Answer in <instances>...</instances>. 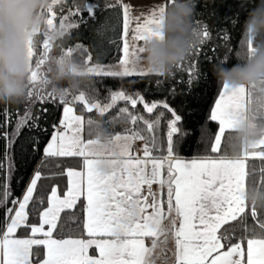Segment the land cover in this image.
<instances>
[{
    "label": "snow or ice",
    "instance_id": "snow-or-ice-1",
    "mask_svg": "<svg viewBox=\"0 0 264 264\" xmlns=\"http://www.w3.org/2000/svg\"><path fill=\"white\" fill-rule=\"evenodd\" d=\"M62 3L63 0H51L49 7L42 12L46 17L44 32L55 27L54 7ZM142 5L148 6L144 0ZM122 7L125 39L118 68L105 69L95 63L89 66L92 56L88 55L81 65L87 75L143 78L153 73L141 65V54L144 45L160 35L157 29L162 22L166 5L152 8L143 23L139 22V17L131 15V7L128 4H123ZM85 10L89 13V18H93V6L87 5ZM67 19L68 17L62 18L59 26L63 35L67 34L69 29L78 27L77 23L66 24L64 21ZM133 20L137 21L135 28H131ZM40 32L41 29H37L27 37L26 51L29 61L27 98L33 104L39 103L41 107L35 115L31 110L25 111L11 134L7 131L0 133V138L6 139L5 157L9 161L11 157L8 156V150L24 128H27L29 133L35 131L42 135L47 132V129L41 128L40 120L43 113L50 111L44 105L50 102L54 93L45 95L40 86L48 84L42 66L50 63L52 43L44 35L42 51L37 53L36 36ZM194 34L196 42L192 49L199 55V46L208 40L210 33L206 25L201 26L198 23L194 26ZM223 39L228 40L227 34ZM138 41H143V45L138 46ZM249 50L251 51V41ZM83 51L86 52L87 49ZM61 57L75 60L74 49L71 46L66 50L62 49ZM177 71L182 73L179 83L185 86V90L180 94L199 99L196 91L202 83L199 65L188 63L186 68L178 65ZM257 90L258 95L254 96ZM171 94L173 97L177 95L175 89ZM66 95L68 90L61 96V103L65 105L63 118L59 125H54L55 131L43 152L46 158L82 157V171L67 170L69 188L63 198L58 195L57 188L52 187L47 198V208L38 214V225L29 222L28 208L30 203L33 207L44 204L43 198L37 199L34 194L38 182L46 177L38 169L35 170L22 198L11 199L13 207L10 208L7 204L11 190L8 176L4 177L0 183V206L5 207L6 218L5 230L0 233V264H152L149 257L157 246L156 240L152 241V247L149 248L145 246L144 238L158 237L165 231L162 227L163 210L158 191H154L153 185H158L160 189L166 187L167 210L170 215L174 213L170 224L175 238V264H264V236L247 238L245 251L241 243H225L230 241L231 237L219 233L222 223H226L229 218L236 220L239 214L245 212L246 158L251 155L264 159V81L237 88L223 85L209 115V120L218 124L210 147L211 152L217 155L211 159L191 161H183L174 154V134L181 132L178 124L183 122V117L177 108L166 100L147 103L142 95L134 98L123 91H117L111 93L110 103L101 105L99 102L90 101L85 92L80 91L73 100L83 104L88 112L96 110L103 116L116 101L124 100L134 108L139 102L146 113L155 115V119L149 121L143 116L129 114L128 119L133 125L143 120L146 127L126 129L128 134L124 135H113L102 124L89 119L88 135L92 136L97 129H103L105 136L103 139H85V121L80 115L73 114V108L63 100ZM51 102H54V99ZM187 103L182 100L178 108L183 111L187 108ZM158 108L166 110L172 117L167 121V155L164 156L154 155L159 144L155 133L165 115L163 111L154 113ZM126 111L127 109H121V112ZM189 114L194 116L195 109H189ZM245 122L253 130L259 131L260 135L254 144L240 148L235 133ZM226 134L235 140L231 145V156L227 154L228 146L224 144ZM40 139V136L27 138L34 148L39 147ZM136 141L143 144V157L132 155ZM256 149L260 150L255 151ZM165 166L166 178L162 177L161 172ZM3 168L4 165L0 163V170ZM10 172L11 163L8 175ZM256 189L264 190V182ZM81 198L85 202L86 213L82 238H53L54 232L60 227L61 213L75 206ZM149 208L150 213L147 211ZM251 215L256 218L255 209ZM260 228L264 230V222L260 223ZM21 229L29 230L31 235L27 238H17L16 233ZM41 246L46 250L45 258L42 261L30 259L39 253ZM90 249L96 250L99 255H91Z\"/></svg>",
    "mask_w": 264,
    "mask_h": 264
},
{
    "label": "trees",
    "instance_id": "trees-1",
    "mask_svg": "<svg viewBox=\"0 0 264 264\" xmlns=\"http://www.w3.org/2000/svg\"><path fill=\"white\" fill-rule=\"evenodd\" d=\"M170 2L171 0H166V7ZM258 3L259 0H196L193 26L198 23L201 26L206 25L210 37L202 46H199V55H196V50L192 49V54H189L180 65H183L185 68L188 63H197L199 65L200 73H202V83L200 88L196 89L199 99H193L191 96L180 94L185 90V86L179 83L182 73L177 71V67H174L173 74L169 77H161L156 74H150L143 78L137 76L104 77L88 75L82 79L78 87L68 89V95L64 96L63 100L85 121L84 138H96L95 134L92 136L88 135L87 121L89 119L102 124L113 135L128 134L125 131L126 129L146 127L143 120L133 125L131 120L128 119L129 114L143 116L149 121L155 119V115L146 113L143 105L139 102L134 108L128 101L118 100L101 116L96 110L92 112L86 111L83 104L73 100L75 95L83 91L90 101L106 105L111 102V93L123 91L134 98L137 95H142L147 103L166 100L171 106L177 108V111L183 117V122L178 124L181 132L174 134V154L180 159L190 161L195 159H211L216 156L217 154L212 153L210 147L214 135L218 130V124L210 121L209 115L210 109L213 107L214 101L218 98L223 86L217 82L214 74V65L226 60L227 63L223 66L230 67L237 62L236 53L240 50L241 40L243 39L242 25L249 11L255 8ZM87 5L93 6V18H89V13L85 10ZM122 5V2L117 0H63L62 4L56 5L54 7L55 16L53 18L55 27L60 26L61 20L64 17H68L64 21L66 24L77 23L78 27L69 29L68 33L61 39L52 43L49 53L50 58L60 57L62 49L66 50L71 46L74 49L75 61L80 65H83L88 55L92 56L89 66L94 63L101 66L118 63L122 57L124 24ZM225 34L228 36L227 41L223 39ZM44 38V26H42L41 32L36 36L37 53L42 51ZM83 49H87V51L85 52ZM99 53L103 54L98 55ZM33 64H35V60ZM49 64L46 63L42 66V70ZM183 75L186 79V73ZM158 81L159 83H157ZM51 88V84L41 86V90L45 95L52 93ZM173 89L177 93L175 97L171 94ZM255 95H258V90L254 93ZM53 99L54 102H51ZM182 100L188 102L187 108L183 111L178 108ZM63 106L65 105L61 103V96L54 94V97L50 98V102L44 105L50 111L43 113L40 120L41 128L47 129V132L42 135L35 131L29 133L28 129L24 128L19 138L16 139L10 150H8V156L11 157L10 161L5 157L6 139L0 138V163L4 165L3 170H0V183L3 182L4 177L7 175L11 190V197L7 207H13L10 203L11 199L22 197L35 170L38 169L46 177L38 182L37 191L34 194L37 199L42 197L44 204L40 207H33L30 203L28 208L29 222L33 225L39 224L38 214L44 208H47V198L50 195L52 187L55 186L58 195L63 196L68 189L67 170L78 171L82 169V157L46 158L44 156L43 149L49 141L51 134L55 131L54 125H59ZM40 107L39 103L33 104L28 98L17 104L0 103V133L7 131L11 134L25 111L31 110L33 115H35L39 113ZM121 109H127V111L121 112ZM189 109H195L194 116L189 114ZM161 111L165 115L155 133L159 144L154 155L158 156L167 155V121L172 118L162 108L154 110V113ZM257 119L259 120V117ZM202 130L204 135H202ZM29 136L41 137L38 148H34L28 142L27 138ZM226 136L224 144L228 146L227 154L231 156L233 154L231 145L235 143V140L230 135L226 134ZM259 150L256 149L255 151ZM9 163H11L10 175H8ZM246 173L247 189L256 188L264 182V159L260 157L249 158L246 161ZM84 206L85 203L81 198L75 206L61 213L60 227L54 232L53 238H82ZM253 209L257 213L255 219L251 215ZM5 218V207L0 206V233L5 229ZM261 222H264V207H257L247 203L245 212L239 214L236 220H230L223 224L219 229V233L231 237V240L225 243H241L242 248L246 251L247 238L264 236V230L260 228ZM30 235V231L24 229L18 230L16 233V237L18 238H25ZM84 236H86V233H84ZM90 253L95 254L93 249H90ZM43 258L44 250L42 246L38 254L30 257L34 261H42Z\"/></svg>",
    "mask_w": 264,
    "mask_h": 264
},
{
    "label": "clouds",
    "instance_id": "clouds-1",
    "mask_svg": "<svg viewBox=\"0 0 264 264\" xmlns=\"http://www.w3.org/2000/svg\"><path fill=\"white\" fill-rule=\"evenodd\" d=\"M51 0H0V103L17 104L27 99L29 61L26 40L37 29H42L46 10ZM196 0H171L165 8L157 31L160 35L150 39L143 48L141 61L153 73L161 77L173 74L174 67L185 61L196 42L193 17ZM50 43L64 35L60 27L44 32ZM237 62L223 66L226 60L214 65V74L219 84L229 88L251 86L264 81V0H259L249 11L243 25ZM251 41V51L249 50ZM48 84L57 96L78 87L88 75L84 68L70 57H52L48 69ZM259 131L248 123H242L235 138L240 148H247L259 139ZM105 132L97 129L96 139H103ZM247 203L264 207V190L247 189Z\"/></svg>",
    "mask_w": 264,
    "mask_h": 264
},
{
    "label": "crops",
    "instance_id": "crops-1",
    "mask_svg": "<svg viewBox=\"0 0 264 264\" xmlns=\"http://www.w3.org/2000/svg\"><path fill=\"white\" fill-rule=\"evenodd\" d=\"M117 1L122 2V4H128L131 7V15L133 17H139L140 18L139 22H141V23H143L144 19L149 14V12H150V10L152 8L158 7L160 5H166V0H144V3L146 5H148V6H143L142 5V0H117ZM136 23H137V21L133 20L132 24H131V28H135L136 27ZM123 32H124V28H123ZM130 35H131V32H129V37H130ZM124 39H125V37L123 36V33H122V55H123V42H124ZM137 44H138V46H142L143 45V41H138ZM118 65H119V62L115 63V64L106 65V66H104V68L105 69H108V68H114L115 69V68H118ZM141 65L146 68L145 64L142 61H141ZM150 74H155V73H149L148 75H150ZM63 107H62V113H61L60 121L63 118ZM73 114L77 115L75 113L74 109H73ZM134 145H133V147H134ZM132 155L133 156L143 157V152H134L133 151ZM249 158H253V157L252 156L247 157L246 160H245V164H246V161ZM195 160H202V159H195ZM183 161H186V160H183ZM79 171H82V169L78 170V172ZM166 171H167V169H166V166H165V168L161 170L162 177H164V178H166ZM68 181H69V177H68ZM68 188H69V184H68ZM153 189H154V191H158V199H159V201L161 203V207H162V210H163V217H164L162 219V227L165 229V231L162 234H160L158 237H151V238L145 237L144 238V243H145L146 247L151 248L152 247V241L154 239L156 240L157 246L152 250V253H151L150 257H149V259L151 260L152 264H175V255H176V247H175V242H174L175 238H174L172 226L170 224V220L174 216V213L170 215L168 213V210H167V189H166V187L163 188V189H160L158 185H153ZM67 191H68V189H67ZM60 197L63 198L64 195L60 196ZM67 209H70V208H67ZM147 211L150 213L151 209L149 208ZM85 218H86V213L84 212V220H85ZM230 220L231 219L229 218L228 221H230ZM178 222L179 221L177 219V226H178ZM223 224H225V223H222L221 226ZM37 235L39 236V234H37ZM25 238H27V237H25ZM45 251L46 250H44V252ZM89 252H90V250H89ZM94 252H95V254H91V253L90 254L93 255V256H98L99 255V253L96 250H94Z\"/></svg>",
    "mask_w": 264,
    "mask_h": 264
},
{
    "label": "rangeland",
    "instance_id": "rangeland-1",
    "mask_svg": "<svg viewBox=\"0 0 264 264\" xmlns=\"http://www.w3.org/2000/svg\"><path fill=\"white\" fill-rule=\"evenodd\" d=\"M49 67H50V64H49V65H46L45 68L42 70L46 79H47L48 76H49V71H48ZM103 67H104V66H103ZM40 87H41V86H40ZM135 147H138V149H137V150H133L134 152H143V151H142V149H143V144H142L141 141H136V142H135V145H134V147H133V149H134ZM250 156H251V155H250ZM252 157H254V158H259V157H257V156H252ZM182 160H183V159H182Z\"/></svg>",
    "mask_w": 264,
    "mask_h": 264
},
{
    "label": "built area",
    "instance_id": "built-area-1",
    "mask_svg": "<svg viewBox=\"0 0 264 264\" xmlns=\"http://www.w3.org/2000/svg\"><path fill=\"white\" fill-rule=\"evenodd\" d=\"M137 149H138V147H135V148H134V150H137Z\"/></svg>",
    "mask_w": 264,
    "mask_h": 264
}]
</instances>
